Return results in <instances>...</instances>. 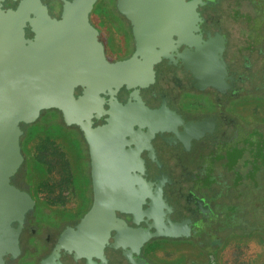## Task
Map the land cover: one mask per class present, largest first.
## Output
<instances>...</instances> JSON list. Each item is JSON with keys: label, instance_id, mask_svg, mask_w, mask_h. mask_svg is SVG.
<instances>
[{"label": "flooded vegetation", "instance_id": "1", "mask_svg": "<svg viewBox=\"0 0 264 264\" xmlns=\"http://www.w3.org/2000/svg\"><path fill=\"white\" fill-rule=\"evenodd\" d=\"M49 1H43L49 15L59 18L62 2L52 0L50 6ZM99 1L116 27L106 19L102 27L91 21ZM110 1L106 8L98 0L89 21L107 60L114 62L130 58L136 41L133 24L118 11L117 0ZM184 1L188 8L195 5L196 30L182 40L172 36V45L153 65L148 86H123L112 97L101 95L104 111L93 120L95 128L106 125L114 102H141L159 114L153 122L133 125L129 134L98 143L110 148L103 158L116 161L101 169L135 176L130 190L142 199L140 209L115 212L119 222L101 253H77L60 241H69L93 202L89 152L90 182L81 183L71 209L54 207L55 199L41 200L38 181L21 168L11 184L28 193L33 204L24 214L18 249L5 255L3 264H221L220 253L229 245L243 251L249 242L262 247L264 257V0ZM109 39L110 45L124 47L111 59ZM229 53L237 57L233 67L226 60ZM200 56L212 64L206 69L212 77L199 74L195 60ZM145 231L159 236L145 239Z\"/></svg>", "mask_w": 264, "mask_h": 264}, {"label": "water", "instance_id": "2", "mask_svg": "<svg viewBox=\"0 0 264 264\" xmlns=\"http://www.w3.org/2000/svg\"><path fill=\"white\" fill-rule=\"evenodd\" d=\"M5 1L0 0V264L5 255L17 251L24 214L33 204L28 193L11 184L24 161L20 125L35 122L48 109L59 110L66 125L79 128L91 166L92 205L71 231L69 241L64 237L61 245L69 243L77 253H101L110 230L119 222L115 212L134 213L142 199L130 190L134 175L100 168L116 161L104 159L110 148L98 143L113 134H129L133 125L153 122L159 115L141 102H114L106 112L107 124L95 128V114L104 111L101 95L112 97L123 86L142 88L153 82V65L161 51L172 45V36L182 40L196 30L200 19L195 5L188 8L184 0H117L118 11L133 24L136 50L128 59L110 62L98 30L89 21L98 0H60L59 18L49 15L44 0H11L17 2L14 8L4 7ZM201 56L195 60L199 74L212 77L213 72H206L212 64L201 61ZM142 235L146 239L159 233Z\"/></svg>", "mask_w": 264, "mask_h": 264}, {"label": "rangeland", "instance_id": "3", "mask_svg": "<svg viewBox=\"0 0 264 264\" xmlns=\"http://www.w3.org/2000/svg\"><path fill=\"white\" fill-rule=\"evenodd\" d=\"M50 6H54L55 3L51 0L48 2ZM103 3L107 7L111 6L110 0H103ZM104 7L101 5V1L97 3L94 12L91 14V21L98 27H102V22L106 19L108 25L116 27L114 24V18H110V15L104 16ZM107 17V18H106ZM114 27H109L114 33ZM102 29V28H101ZM104 30L107 32L106 28ZM115 39H119L115 32ZM112 39H109V45H106L108 59L119 54L123 51V45H110ZM231 53L226 57L229 66L233 67L237 57H233ZM261 109V108H260ZM252 110L251 108L249 111ZM249 111L245 110V114ZM56 114L54 112L46 113L44 116L54 118ZM29 125L27 129H29ZM66 137H70V142H77L74 138H80L74 131H65ZM46 135L41 133L30 134V137L24 139V152L29 162V168L27 175L31 174L32 166L40 165L42 173L40 176H36L35 180L38 186V197L42 200L45 198H51L54 200V207L63 206L66 209H71L76 203V192L79 193L83 185L89 183V177L86 175V167L88 166V160L80 155L75 157L74 151L71 148L69 142L65 139L55 137L52 139H46ZM78 143V142H77ZM263 156H259L261 159ZM264 159V158H263ZM83 185H82V184ZM35 195V193H33ZM35 198V197H34ZM36 199V198H35ZM45 202V201H44ZM43 203V202H42ZM262 247H257L256 243L249 242L248 247H245L243 251H238L233 245H229L224 251H222L220 262L221 264H261L264 257L261 256ZM260 255L258 258L256 255ZM197 256V255H196ZM259 259V260H258ZM177 261H175L176 263ZM180 263V262H179Z\"/></svg>", "mask_w": 264, "mask_h": 264}, {"label": "trees", "instance_id": "4", "mask_svg": "<svg viewBox=\"0 0 264 264\" xmlns=\"http://www.w3.org/2000/svg\"><path fill=\"white\" fill-rule=\"evenodd\" d=\"M17 5V2H13L11 0H7L4 2V6H11V7H15ZM27 33L28 35H32V33L30 32L29 29H27ZM77 93H80V89H77L76 91ZM54 112L55 117L54 118H50V117H47V116H44L46 113H49V112ZM29 125V129H27ZM21 129L23 130V135L20 139V146H21V153L24 157V161L22 163V165L20 166L19 169L23 168V169H28L29 168V162H28V159H27V156L24 152V146H23V143H24V139L26 137H30V134H33V133H41V134H44L46 135V139H52V137L56 139L57 138H61V139H65L69 142L71 148L73 149L74 151V154H75V157L77 158L78 156H80L81 154L84 155L83 157L86 159V161L88 160V148H87V144H86V141L83 137V134L82 132L79 130V128L76 126V125H71V126H68L64 123L63 119H62V115L60 113L59 110L57 109H48V110H42L39 117L37 118V120L31 124H21ZM65 131H74V133L78 134V137H74L77 142H73L71 143L70 142V137H66V132ZM88 162V161H87ZM18 169V170H19ZM42 173V168L40 165H35V166H32V171H31V174L32 176L34 175V178H35V174L36 176H40V174ZM33 179V178H31Z\"/></svg>", "mask_w": 264, "mask_h": 264}]
</instances>
